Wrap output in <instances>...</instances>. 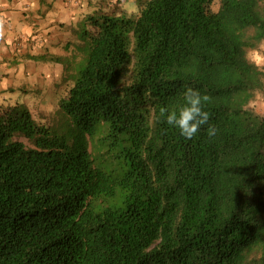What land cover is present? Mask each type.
<instances>
[{"label":"trees","instance_id":"1","mask_svg":"<svg viewBox=\"0 0 264 264\" xmlns=\"http://www.w3.org/2000/svg\"><path fill=\"white\" fill-rule=\"evenodd\" d=\"M135 3L84 17L59 124L0 104V264H264V0ZM189 87L190 140L159 112Z\"/></svg>","mask_w":264,"mask_h":264},{"label":"crops","instance_id":"2","mask_svg":"<svg viewBox=\"0 0 264 264\" xmlns=\"http://www.w3.org/2000/svg\"><path fill=\"white\" fill-rule=\"evenodd\" d=\"M124 1L0 0L4 30L0 39V104L18 102L13 97L23 86L17 87L11 83L13 80L42 81L39 75L54 62L49 58L64 57L65 51L70 52L68 48L77 44L74 39L79 37L86 15L99 8L104 11L103 3L121 5ZM8 91L12 93L6 99L3 95Z\"/></svg>","mask_w":264,"mask_h":264},{"label":"rangeland","instance_id":"3","mask_svg":"<svg viewBox=\"0 0 264 264\" xmlns=\"http://www.w3.org/2000/svg\"><path fill=\"white\" fill-rule=\"evenodd\" d=\"M103 6L104 11H113L116 13L122 11L131 13L137 8L136 3L131 0L124 1L121 5H104L103 3ZM212 8L216 9L217 4L213 3ZM97 10H102V8ZM74 40L75 43L78 42V39L75 38ZM260 45L256 49L249 50L248 57L250 60H252L251 53L254 50L259 52L261 57H264V49H262ZM68 50H70V52L65 51V54L61 55L64 56V58L66 57L71 60L70 64H61L62 69H60L61 65L59 63L54 64L53 62V64H49L46 72H42L41 75H39L42 78V83L34 81H27V83H25L23 80H13L11 82L17 87L20 86L22 88L23 86L24 89H19L17 95H15L13 99L26 105V107L31 111L33 117L38 121H45L53 124H59L61 121L62 115L58 108V102L59 99L66 94L67 88H69L72 84V81L69 79V74L72 75L75 70V59L73 58V55L77 56L76 60L80 57V53L77 50L76 45H73L72 48L69 47ZM35 76H37V74H35ZM9 92L10 91H8L6 95H3L6 99H9ZM1 98L2 97H0V99ZM248 107L252 108L259 114L264 113V86L262 91L254 93L252 98L249 100Z\"/></svg>","mask_w":264,"mask_h":264},{"label":"clouds","instance_id":"4","mask_svg":"<svg viewBox=\"0 0 264 264\" xmlns=\"http://www.w3.org/2000/svg\"><path fill=\"white\" fill-rule=\"evenodd\" d=\"M3 37V21L0 20V39ZM260 47L264 49V42ZM251 57L257 66L264 65V57H261L259 52L254 50ZM182 101L171 109L161 107L159 112L168 125L178 129L180 135L190 140L209 121V113L205 110V105L211 101V97L189 87L183 93ZM207 131L208 135L212 137L216 135L217 129L210 125Z\"/></svg>","mask_w":264,"mask_h":264}]
</instances>
